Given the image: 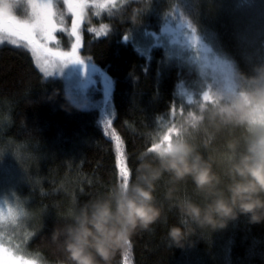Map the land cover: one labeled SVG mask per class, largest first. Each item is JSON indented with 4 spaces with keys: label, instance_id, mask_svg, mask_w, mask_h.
<instances>
[{
    "label": "trees",
    "instance_id": "obj_1",
    "mask_svg": "<svg viewBox=\"0 0 264 264\" xmlns=\"http://www.w3.org/2000/svg\"><path fill=\"white\" fill-rule=\"evenodd\" d=\"M121 4L118 13L86 8L80 24L77 55L108 81L106 98L99 81L93 87L95 97L107 101V116L101 103L86 108L72 100L62 79L42 74L25 48L0 44V194L15 196L24 208L18 227L25 228V238L19 247L39 264H59L62 259L50 240L53 227L66 222L84 202L115 190L120 181L111 132L124 143L133 180L141 153L179 133L212 163L221 180L218 187L225 191L231 155L227 145L237 141L242 150L248 135L245 126L211 119L213 111L229 104L236 93L224 98L207 77L199 81L208 72L199 74L202 70L169 54L155 35L182 22L208 54L228 63L241 94L253 88L250 79L264 68V0H130L127 5L121 0ZM133 7L141 17L136 26L127 22ZM65 18L70 26L72 17ZM102 25L108 26L106 35L89 31H99ZM56 35L69 51L67 35ZM200 45L191 48L199 51ZM196 87L202 89L191 97L189 90ZM190 117L203 120L193 128L187 123ZM105 119L112 120L110 129L104 127ZM126 179L127 173L120 182ZM154 195L159 220L149 230H137L130 249L117 252L113 264H264V222L254 225L240 216L223 230L196 229L179 248L168 238L169 228L180 226L178 203L191 199L203 206L208 200L190 178L174 182L167 173L157 182Z\"/></svg>",
    "mask_w": 264,
    "mask_h": 264
},
{
    "label": "clouds",
    "instance_id": "obj_2",
    "mask_svg": "<svg viewBox=\"0 0 264 264\" xmlns=\"http://www.w3.org/2000/svg\"><path fill=\"white\" fill-rule=\"evenodd\" d=\"M124 2L127 5L130 0ZM14 8L11 0H0V13L13 14ZM127 22L132 26L140 24L137 8H132ZM257 72L249 81L253 85L250 91L229 97L231 102L216 108L211 116L213 120L219 117L225 124L245 126L248 131L242 150L237 141L227 145L231 155L226 191L218 187L221 180L212 163L177 133L155 149L149 146L150 150L141 153L135 180L130 169L127 179L116 183L115 190L111 188L84 202L66 222L53 227L50 240L62 256L59 264H113L116 253L128 247L137 230H149L159 220L161 211L154 194L165 173L174 182L190 178L196 191L208 200L203 206L191 199L178 203L180 226H171L168 231V238L176 247L183 248L196 229L223 230L240 216L247 217L250 224L264 222V68ZM201 120L203 117H190L187 123L195 128ZM10 208L6 201L0 210V221Z\"/></svg>",
    "mask_w": 264,
    "mask_h": 264
},
{
    "label": "snow or ice",
    "instance_id": "obj_3",
    "mask_svg": "<svg viewBox=\"0 0 264 264\" xmlns=\"http://www.w3.org/2000/svg\"><path fill=\"white\" fill-rule=\"evenodd\" d=\"M26 4L32 22H22L14 14L8 12L0 13V44L5 42L17 47L27 48L35 59L36 64L47 75H51L48 69L53 66H66L68 64H82L83 59L77 55L81 42L80 24L83 21L84 10L94 8L105 10L110 13L121 11V0H32L29 4L27 0H17V6ZM72 17L71 25H65V13ZM108 26L102 25L96 32L99 36L107 34ZM57 33H65L70 38H74L71 52H63L59 48ZM125 40L128 39L125 33ZM52 45V46H50ZM176 108H170V113L174 114ZM112 120L105 119L104 127L111 128ZM115 140V167L118 169L119 180L125 179V174L129 176V167L126 161L124 143L122 139L111 132ZM19 209V207H17ZM22 212L9 209L8 215L0 221V264H39L36 259L26 258L18 247L14 249L10 238H6L4 229L15 227ZM131 247V242L128 249Z\"/></svg>",
    "mask_w": 264,
    "mask_h": 264
},
{
    "label": "rangeland",
    "instance_id": "obj_4",
    "mask_svg": "<svg viewBox=\"0 0 264 264\" xmlns=\"http://www.w3.org/2000/svg\"><path fill=\"white\" fill-rule=\"evenodd\" d=\"M17 0H15L16 2ZM15 8L13 10V14L20 19L22 22L27 21L29 23L32 22V17H30L29 12L27 10L26 4L24 5H14ZM67 12L65 13L66 17ZM66 19V18H65ZM66 25V23H65ZM67 26V25H66ZM70 27V26H69ZM184 25L182 22H176L173 25L167 26L162 28L161 32L155 35V39H160L158 43L166 45V51L171 54L172 56L176 57L177 59H182V62L187 64L193 70H202L203 72L207 71L208 73L204 77H200L199 81L204 82L205 77H207V81L213 82L211 83L213 86L217 87L221 90V96H230L233 93H236V96L239 95V91L237 89L236 84L232 79V69L228 65L227 62H219L215 57L211 56L207 53V47L202 45V42L198 40L200 45L199 51H195L191 47L192 45L197 44V40L187 33L184 30ZM65 34V33H62ZM67 35V34H65ZM67 37L70 39L71 43H74V38H70L68 35ZM58 39V38H57ZM59 41V40H58ZM7 43V42H5ZM71 44V48H72ZM52 46V45H50ZM24 48V47H23ZM59 48L63 52H71L66 51L63 49L62 44L59 42ZM27 51L28 49L25 48ZM31 57L32 54L29 52ZM33 63L35 64L36 68L45 76L53 77V78H61L68 96L74 100L75 102L82 104L84 107H97L98 104L101 103V110L102 113L107 116V108L108 104L106 101L107 97V84L108 81L104 78V76L95 70L93 66L88 64L87 62L83 61L82 64H68L66 66H53L48 69V72L51 75L45 74L44 71L36 64L35 59L32 57ZM204 75V74H203ZM103 86L106 94L105 96L101 94V96L105 97L102 100H98L95 97L93 91V87L99 85V82ZM202 86V84L200 85ZM202 88L190 89L189 93L191 97L193 95H197ZM225 98V97H224ZM264 119V115L261 117ZM6 201L11 204L14 210L19 211L21 210L22 214L19 217L15 227H6L4 229V233L6 238H10L12 241V245L14 249L18 247L20 251L23 253L21 247H19L21 240L25 238V228L18 227L19 222H21L22 216L25 215L24 208L20 205V202L16 199L15 196L11 194L1 195L0 194V210H3L6 205ZM19 207V209L17 208ZM2 256V254H0ZM26 258H30L26 256Z\"/></svg>",
    "mask_w": 264,
    "mask_h": 264
}]
</instances>
